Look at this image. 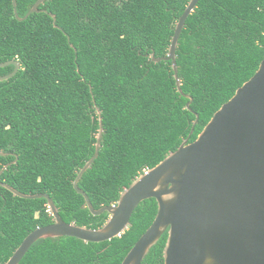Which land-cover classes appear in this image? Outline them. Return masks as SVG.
I'll return each mask as SVG.
<instances>
[{"label": "trees", "instance_id": "1", "mask_svg": "<svg viewBox=\"0 0 264 264\" xmlns=\"http://www.w3.org/2000/svg\"><path fill=\"white\" fill-rule=\"evenodd\" d=\"M37 0H17L20 17ZM191 0H47L46 11L16 17L0 0V62L18 60L0 81V175L23 193H47L69 223L101 227L74 188L95 208L118 201L136 177L197 138L213 114L249 80L264 58V0H199L181 32L176 58L179 92L168 55L176 24ZM14 65L0 67V76ZM16 160V161H15ZM15 161V162H14ZM158 211L142 201L119 237L85 242L71 236L37 240L19 264H121ZM54 222L48 199L0 186V264L24 238ZM165 232L142 264H164Z\"/></svg>", "mask_w": 264, "mask_h": 264}, {"label": "water", "instance_id": "2", "mask_svg": "<svg viewBox=\"0 0 264 264\" xmlns=\"http://www.w3.org/2000/svg\"><path fill=\"white\" fill-rule=\"evenodd\" d=\"M37 0L25 17L46 11ZM199 0H191L180 16L167 56L156 62L171 60L178 90L183 92L178 75L176 50L181 32ZM55 26L56 16L48 12ZM14 65V70L0 76L12 78L20 70L18 60L0 62V67ZM94 155L78 171L74 188L85 197L94 215L109 213L99 228L66 222L47 193H23L0 181L15 195L34 199L46 197L54 222L29 233L5 264H19L29 248L39 239L71 236L85 242H102L121 236L131 226V217L144 200L155 198L158 211L152 224L135 242L121 264H142L150 249L167 232L164 264H264V58L254 75L213 114L208 123L190 141L199 115L189 136L155 166L141 173L126 187L118 201L95 208L89 195L79 186L84 173L99 156L104 133L101 111ZM0 154L6 152L0 150ZM16 161V160H15ZM14 161V162H15ZM11 163L6 164L0 175Z\"/></svg>", "mask_w": 264, "mask_h": 264}]
</instances>
